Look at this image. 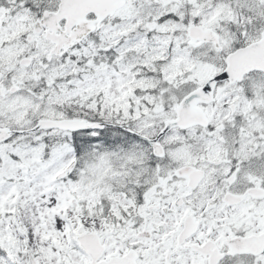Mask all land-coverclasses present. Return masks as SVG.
Instances as JSON below:
<instances>
[{
	"label": "snow or ice",
	"instance_id": "obj_1",
	"mask_svg": "<svg viewBox=\"0 0 264 264\" xmlns=\"http://www.w3.org/2000/svg\"><path fill=\"white\" fill-rule=\"evenodd\" d=\"M0 264H264V0H0Z\"/></svg>",
	"mask_w": 264,
	"mask_h": 264
}]
</instances>
